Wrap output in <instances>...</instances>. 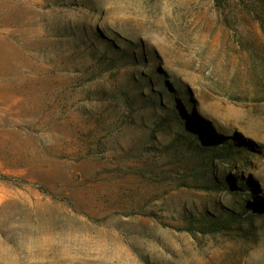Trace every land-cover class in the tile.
I'll return each instance as SVG.
<instances>
[{
    "label": "rangeland",
    "instance_id": "obj_1",
    "mask_svg": "<svg viewBox=\"0 0 264 264\" xmlns=\"http://www.w3.org/2000/svg\"><path fill=\"white\" fill-rule=\"evenodd\" d=\"M0 264H264V0H0Z\"/></svg>",
    "mask_w": 264,
    "mask_h": 264
}]
</instances>
